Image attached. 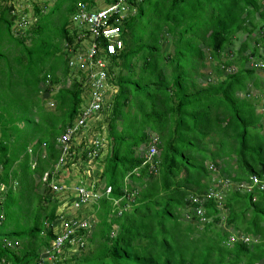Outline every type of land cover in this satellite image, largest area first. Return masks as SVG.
Instances as JSON below:
<instances>
[{"label": "trees", "instance_id": "1", "mask_svg": "<svg viewBox=\"0 0 264 264\" xmlns=\"http://www.w3.org/2000/svg\"><path fill=\"white\" fill-rule=\"evenodd\" d=\"M14 2L0 0V264H264V188L233 184L264 178V0H29L19 11ZM81 5L118 6L115 53L102 33L77 26ZM239 32L248 38L228 50ZM86 37L115 89L111 109L99 111L106 124H91L95 114L81 123L90 100L77 55L89 51ZM153 145L150 160L142 150ZM73 165L81 178L67 191L92 192L90 210L74 217L88 226L58 231L64 185L57 195L51 184ZM215 172L233 187L221 202H193L218 191ZM45 173L42 195L35 175ZM68 229L75 243L57 251Z\"/></svg>", "mask_w": 264, "mask_h": 264}, {"label": "built area", "instance_id": "2", "mask_svg": "<svg viewBox=\"0 0 264 264\" xmlns=\"http://www.w3.org/2000/svg\"><path fill=\"white\" fill-rule=\"evenodd\" d=\"M118 6H108L105 8H102L98 12H88L86 10V7L81 5V12L77 16L74 17V20L80 24V27L85 26L87 28V31L91 35H98L99 33H102L103 37L109 41L108 44V52L115 53L117 51V48L121 46V42L117 40L114 42V39H117L118 36H120L121 28L120 26L113 25L111 22V18L115 12H117ZM77 24V23H76ZM88 37V36H87ZM85 38L86 43L88 44L87 47L89 51L87 53H79L77 64L80 65L81 68L85 69L86 72V78H85V85H87L88 93H89V106L85 107L84 111V119L81 120V123H85L86 118H90L96 113H99V111H103L107 107V97L108 95L115 91L113 85L110 83V75L108 74V66L107 63L100 60L95 59V56L97 54V46L96 42L89 41L88 38ZM71 64H74L72 61ZM260 66L263 64H259ZM87 71L88 74H87ZM80 127V124L76 126L75 128H72L71 133L75 132ZM64 141V139H63ZM148 156L149 159H153V155H156L157 148L155 145L150 147L148 149ZM32 152V150L30 149ZM62 158H60L61 164H62ZM47 174V173H46ZM48 175V174H47ZM238 187L241 191H252L255 186H260L261 188H264V178H262L258 174H253L250 176L249 181H241L238 182ZM55 186L54 189H61V186L59 185H53ZM110 190V189H109ZM91 193L87 192L85 187L79 188V194L78 199H80L83 204L81 205H75L76 207H82L86 202L85 198L91 195ZM96 195V194H94ZM214 197L218 201L221 202L222 195L220 194V191H214L212 189L211 192H208L203 198L199 199L198 197L194 198V201L204 203L207 199ZM77 199V201H79ZM200 213L202 212L201 208L198 210ZM65 223H68L67 225L73 224L75 227L73 228L74 231L77 227H87L88 221H77L74 218H71L67 220ZM73 229H68V232L62 233V235L59 236V238L55 242V248L57 251H59L62 247V245L65 243V241H70L75 243V240L71 239V234L73 232ZM81 240V239H80ZM248 240V238H246ZM82 241V240H81ZM81 242L78 245H82Z\"/></svg>", "mask_w": 264, "mask_h": 264}, {"label": "rangeland", "instance_id": "3", "mask_svg": "<svg viewBox=\"0 0 264 264\" xmlns=\"http://www.w3.org/2000/svg\"><path fill=\"white\" fill-rule=\"evenodd\" d=\"M15 1V0H14ZM21 1H25V3H27V2H29V0H21ZM21 1L20 0H17V2H14V4H15V7H16V10L17 11H19V10H21L23 7H21ZM37 1V0H36ZM41 1V0H40ZM148 8H149V6H148ZM19 9V10H18ZM32 11H33V7L32 6H30V11H29V13L31 14L32 13ZM140 24L142 23V19H139V21H138ZM144 23H147V18H145L144 19ZM77 26H81L80 24H77ZM15 32V34H17L18 32L17 31H14ZM248 38V36H247V34L246 33H243V32H239L237 35H236V38H235V40H234V43H233V45L232 46H230L229 48H228V50H237L239 47H240V45L242 44V41H244L245 39H247ZM252 42L254 41L253 39L251 40ZM170 45H172L170 42H167V47L166 48H168ZM204 47V49H206L207 50V48L205 47V46H203ZM226 52V51H225ZM207 54H208V52H207ZM206 54V55H207ZM207 56H209V55H207ZM207 56H206V60H205V62H206V65H202V67H200V69H201V71H202V73L204 74V78H203V81H206V80H208V78L210 79V77H211V74H210V76H208L209 75V72H211L212 71V59L211 58H207ZM249 65H251L250 63H249ZM260 73H264V71H259ZM262 76V75H261ZM71 82L69 81L68 82V84H70ZM87 86V85H86ZM88 87V86H87ZM41 88H45V85H44V83H42L41 84ZM89 88V87H88ZM87 91H88V89H87ZM253 92L254 93H256L257 92V90L256 89H254L253 90ZM88 95H89V93H88ZM109 97H107V107L104 109V110H110L111 109V107L109 106V102H110V96H111V93L108 95ZM43 98H45V99H48L49 98V94H46V95H44L43 96ZM263 104H264V102H261L260 104H259V111H263ZM54 105H55V102H54ZM51 106L50 104H46V107L49 109H51V108H54L55 106ZM103 110V111H104ZM97 116V117H96ZM91 124L92 123H102V124H106L107 122H105L104 120H103V116L101 115V114H99V113H96L95 114V117L94 118H92L91 119ZM85 134L86 133H84L83 134V136H85ZM81 140V138H78V141H80ZM98 149H102L103 150V152H102V154H101V157H105L106 155L104 154V152H106V150H105V146H104V143H102V144H99V146H98ZM148 148L145 150V151H143L142 150V152H145V154H148ZM31 152V151H30ZM46 152V151H45ZM45 152H44V155H45ZM36 158H37V155L35 156V155H33L32 156V159L33 160H36ZM92 159V158H91ZM102 159V158H101ZM89 162V164L91 163V160H89L88 161ZM98 161H96V163H97ZM89 164H87L86 162H83L82 164H81V168H87L88 167V165ZM206 165H208L209 167H210V161H207L206 162ZM90 170H89V172H91V173H93L95 176H98V174H99V171H100V168H97L96 166H95V164H93V166H91L90 165ZM220 167H221V165H219V166H217L216 167V170L218 171L219 169H220ZM79 166H77V165H73V172H71V173H69L68 172V170L67 169H64L63 170V173H62V175H63V177H62V179H59L58 181H57V183L58 184H60V183H63V185H64V187H65V189L63 190V192L61 193V196H60V199H61V203H62V206L60 207V209L58 210V215H60V218L54 223V227L56 228V230H58V231H62V229H63V225H67L68 223H65L66 221H67V218H74V217H77L76 215H80L81 213H78L77 212V214H76V211L74 210V205H81V204H83V202L81 201V200H79V201H77V199H78V194L77 193H75V191H72L69 195L67 194L68 193V191H67V187L68 188H72V189H75V184H76V181L77 180H79L81 177H80V175H79ZM72 174V175H71ZM36 176V181H35V183H37V182H39V185L38 186H36V191L38 192V193H40V194H42V195H44V193H46V189H45V183H44V181H46L47 180V174L45 173V175L43 176V178L41 179L40 177H38V174H36L35 175ZM73 176V177H72ZM214 177H216L217 178V180H216V182L214 183L215 185H216V187H217V189L220 191V194L222 195V197H221V201L224 199V196L226 195V193H227V190L230 188V187H233L232 186V181L230 180V178H228L225 174H223V175H219V173H217V172H215V174H214ZM218 178H220L219 180H218ZM57 183H55V182H53L51 185L53 186V185H58ZM104 184V183H103ZM234 184V189L235 188H238V190H240L239 189V187H238V184H236V183H233ZM103 186V185H102ZM54 187L55 186H53V188L52 189H54ZM3 189H6V187H3ZM56 193H57V195L59 194V192L58 191H55ZM89 193H91L90 191H89ZM67 194V195H66ZM68 199H72V201H71V205H69L68 203H69V201L70 200H68ZM116 200H118V202H116ZM65 202V203H64ZM121 203H122V201H121ZM119 206V209H121L120 208V199H115L114 201H113V207L114 206ZM126 205H128V204H126ZM91 206H92V204H85L84 205V208H83V210H81V212L83 213V212H86V211H88V210H90V208H91ZM65 207H67V208H65ZM64 210H65V212H64ZM97 220L98 219H93V218H91V222H90V228L92 229V228H94L95 226H96V224H97ZM12 226V225H11ZM223 227L224 228H226V229H228V230H231L232 231V228H231V226H229V224L228 223H224L223 224ZM79 249L80 248H76V249H72V251L73 252H79ZM43 252H46L45 250L43 251ZM42 252V253H43ZM70 253V252H69ZM1 264H3V263H1Z\"/></svg>", "mask_w": 264, "mask_h": 264}, {"label": "clouds", "instance_id": "4", "mask_svg": "<svg viewBox=\"0 0 264 264\" xmlns=\"http://www.w3.org/2000/svg\"><path fill=\"white\" fill-rule=\"evenodd\" d=\"M254 174H256V173H254ZM253 175V174H252ZM251 176V175H250ZM249 180H250V177H249ZM249 180H242V181H249ZM58 184V183H57ZM59 186H61L60 184H58ZM82 187H84V186H82ZM52 188H53V186H52ZM68 188V187H67ZM64 189H65V187H64ZM63 189V190H64ZM106 189V194L108 195L109 194V192L111 191V187L109 186V187H107V188H105ZM110 189V190H109ZM54 191H60L61 189H53ZM104 190V189H103ZM253 191V190H252ZM63 192V191H62ZM61 192V193H62ZM102 192V191H101ZM242 192H251V191H242ZM101 195H103V193H100ZM68 195H69V193H68ZM198 198H200V197H198ZM213 199H216V198H214V197H212ZM116 202H118V200H116ZM193 202H196V201H194V198H193ZM65 203V202H64ZM69 205H71V203L69 202L68 203ZM86 204V203H85ZM84 204V205H85ZM200 204H202V203H200ZM84 205H82V206H84ZM62 206V203L60 204V207ZM60 207H59V209H60ZM74 207V210L75 211H77V209H79L80 207H76L75 205L73 206ZM65 208H67V207H65ZM201 208V210H202V207H199L198 208V210ZM64 212H65V210H64ZM199 212V211H198ZM91 218H93V219H96L97 218V216L95 215V214H92L91 216H89V222H91Z\"/></svg>", "mask_w": 264, "mask_h": 264}, {"label": "crops", "instance_id": "5", "mask_svg": "<svg viewBox=\"0 0 264 264\" xmlns=\"http://www.w3.org/2000/svg\"><path fill=\"white\" fill-rule=\"evenodd\" d=\"M67 194H68V193H67ZM67 194H66V195H67Z\"/></svg>", "mask_w": 264, "mask_h": 264}]
</instances>
